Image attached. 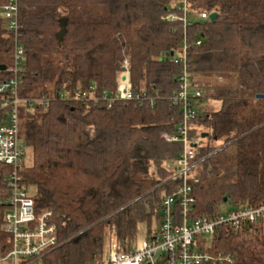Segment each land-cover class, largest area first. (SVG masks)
<instances>
[{
    "label": "trees",
    "instance_id": "1",
    "mask_svg": "<svg viewBox=\"0 0 264 264\" xmlns=\"http://www.w3.org/2000/svg\"><path fill=\"white\" fill-rule=\"evenodd\" d=\"M6 2L0 0L1 10ZM175 2L19 0L17 33L0 16V64L7 66L0 83L13 76L16 46L25 51L20 136L33 163L21 174L36 187L37 211L52 210L58 228L60 246L44 264L100 261L110 237L126 248L140 223L149 225L146 236L159 224L162 199L180 183L166 164L183 145L163 135L173 134L182 118L171 96L185 45L191 79L203 91L190 129L199 139L190 181L195 214L217 216L226 202L231 208L264 204V0H189L191 14L208 18H193L186 27L167 18L183 15ZM213 12L214 21L202 22ZM126 60L134 92L154 96L152 105L119 99L109 106L101 98L116 91ZM91 86L97 101L75 98ZM209 100L221 107L201 110ZM11 172L0 162V197L8 194ZM4 211L0 203L1 241ZM252 227V233L220 227L215 255L264 264V221Z\"/></svg>",
    "mask_w": 264,
    "mask_h": 264
},
{
    "label": "built area",
    "instance_id": "2",
    "mask_svg": "<svg viewBox=\"0 0 264 264\" xmlns=\"http://www.w3.org/2000/svg\"><path fill=\"white\" fill-rule=\"evenodd\" d=\"M177 7L183 11V15L172 13L167 18L182 20L185 27L191 24L193 18L189 0H177ZM2 11L7 30L17 33L19 0H7ZM198 18H208V14L201 13ZM200 43L201 39L198 40ZM181 57L184 69L171 100L172 105L180 107L182 118L173 134L163 135L167 141H179L183 145L179 156L166 164L171 171V179L178 180L179 186L162 199L160 222L142 242L136 241L121 248L114 241L107 254L91 264H206L214 260L234 264L237 257L232 254L215 255V236L220 227L228 226L235 231L248 227L249 233H252V226L264 221V204L231 208L214 217L195 214L196 199L190 181L195 178L198 167L199 139L190 137V129L191 121L198 115V102L203 91L191 79L186 45ZM24 59L25 51L19 44L11 68L13 76L0 83V111L3 112V121L0 123V162L12 167V172L6 177L8 194L0 197V203L5 205L3 231L7 235L0 240V264H44L45 256L60 246L53 211H37L36 187L27 183L21 174L25 165V148L22 144L25 141L20 136L19 113L23 99L19 96V87ZM116 82L114 93L103 91L101 95L109 106L119 99L134 100L140 104L145 101L151 105L154 103L155 97L146 91L134 92L127 60L118 72ZM94 90L91 86L90 90L78 91L75 98L97 101Z\"/></svg>",
    "mask_w": 264,
    "mask_h": 264
},
{
    "label": "rangeland",
    "instance_id": "3",
    "mask_svg": "<svg viewBox=\"0 0 264 264\" xmlns=\"http://www.w3.org/2000/svg\"><path fill=\"white\" fill-rule=\"evenodd\" d=\"M175 3H177V2H175ZM191 15H192L191 18H194V19L198 18V15H196V14H191ZM0 16H3V11L1 9H0ZM217 80L218 81H222V79H220V78H217ZM220 107H221V102L220 101H216V100H209V101L204 102V103H202L200 105V109L201 110L202 109L203 110L204 109H208V110L212 111V110L219 109ZM22 144L24 145V148H25V155L23 156V162L25 163V165H32V163H33V152H32V149L25 142L22 143ZM230 208H231V204L226 202L222 206L221 212H225L226 210H228ZM154 226H155V224L152 227H154ZM148 229H149V225L146 222L140 223L139 226H138L136 239L131 241V243L136 242V241L142 242L145 239V237H146ZM114 239H115L114 237H110L108 251L112 247L113 242L116 241ZM131 243L129 242L128 245L131 244ZM120 247L123 248L122 246H120Z\"/></svg>",
    "mask_w": 264,
    "mask_h": 264
},
{
    "label": "water",
    "instance_id": "4",
    "mask_svg": "<svg viewBox=\"0 0 264 264\" xmlns=\"http://www.w3.org/2000/svg\"><path fill=\"white\" fill-rule=\"evenodd\" d=\"M217 15H218L217 12H213V13L210 14L209 19H207V20H202V22H207V21H209V20L214 21L215 18L217 17ZM173 55H174V52H171V54H170V53H166V55H165L164 57H162L161 59L168 60L169 57H170V56H173ZM6 69H7V66H6V65H1V64H0V70H1V71H4V70H6ZM207 136H208V133H203V134H202V137H203V138H205V137H207Z\"/></svg>",
    "mask_w": 264,
    "mask_h": 264
}]
</instances>
